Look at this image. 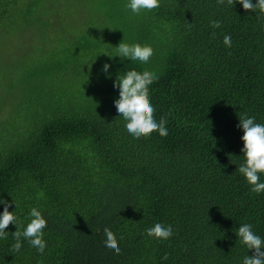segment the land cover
<instances>
[{"label":"trees","instance_id":"16d2710c","mask_svg":"<svg viewBox=\"0 0 264 264\" xmlns=\"http://www.w3.org/2000/svg\"><path fill=\"white\" fill-rule=\"evenodd\" d=\"M90 5L82 41L52 46L27 69L23 112L18 121L11 113L0 120V200L21 231L32 208L47 221L42 254L24 237L13 251L10 224L0 264H242L253 250L237 237L239 226L251 224L264 239V192H252L238 171L244 142L237 127L244 113L264 124V13L238 0H160L137 17L139 36L124 38L153 48L141 64L106 55L120 40L100 37V0ZM49 9L44 25L66 28L72 12L55 0H0V28H36ZM133 68L158 77L150 100L156 120H167L166 136L133 138L104 100L117 75ZM110 92L119 96L117 87ZM155 223L171 225L173 235H146ZM105 227L120 254L105 247Z\"/></svg>","mask_w":264,"mask_h":264},{"label":"clouds","instance_id":"9594fccd","mask_svg":"<svg viewBox=\"0 0 264 264\" xmlns=\"http://www.w3.org/2000/svg\"><path fill=\"white\" fill-rule=\"evenodd\" d=\"M237 0H227V4L233 6ZM246 11L259 10L264 13V0H238ZM225 0H217V4H224ZM133 13L139 15L142 11H152L160 7V0H128L125 5ZM213 28L221 26L220 21H211ZM191 28V23L188 24ZM214 35V34H213ZM223 43L231 47V36L225 35ZM104 54V53H103ZM154 54L153 48L148 44L125 43L121 42L116 46V53L108 55L109 58L119 56L121 59L128 58L129 61H139L141 64H147ZM109 64L105 63L102 71L108 73ZM156 73L143 70L137 71L135 68L126 71L124 75H117L113 86L119 89V98L114 100V105L118 116L123 117L127 132L135 139L142 137L147 138L153 132L160 136H166L168 129L167 120L155 118L156 109L151 103L149 86L157 80ZM237 127L242 128L243 135L240 139L244 142L241 152L243 153L244 162L239 166L238 171L251 186L250 190L254 193L264 192V182H261L260 176L264 174V124L257 123L254 116H248L247 113L239 117ZM4 204V210L0 213V238L7 239L6 229L10 224L18 225V217L13 211L8 210V202L0 200ZM30 222L21 231L19 227L12 233L15 243L11 246L13 251H19L22 247L21 237L28 240L32 247H35L41 254L46 248V241L43 239V230L47 226L46 219L42 216L37 208H32L29 213ZM106 239L104 245L111 249L115 254H120L118 240L115 234L108 228L103 229ZM240 242L246 249H252L251 256L245 255L242 264H264V239L253 231V226L249 223H243L235 231ZM146 235L158 240H168L173 235L171 225L155 223L152 227L145 229ZM165 254L163 259H167Z\"/></svg>","mask_w":264,"mask_h":264},{"label":"rangeland","instance_id":"374dc122","mask_svg":"<svg viewBox=\"0 0 264 264\" xmlns=\"http://www.w3.org/2000/svg\"><path fill=\"white\" fill-rule=\"evenodd\" d=\"M55 1L56 7L69 8L72 12V15L65 19L66 28H62L60 25L53 28L44 25L51 20L50 9V15L47 11L45 16H40L41 22L34 26L36 28H0V109L4 115V117H0V120L6 117V113L17 117L23 112L21 78L26 74L27 69L32 68L38 61H42L44 53L51 50L52 46L62 48L70 42L82 41V35L86 31V23L89 19L88 12L93 9L92 4L90 5L92 0ZM127 3L128 0H100L101 38L103 35L104 40L119 39L120 42L121 40L124 42V38L129 35L139 36L138 32L141 27L137 17L145 16L148 11H142L137 15L125 7ZM125 25L129 26L124 28ZM101 33L103 34L101 35ZM104 44L100 42V48L104 47ZM9 71H12L13 77L7 75ZM19 85L20 87H18ZM12 86L17 88L9 89ZM114 88L111 85L104 96V100L111 104H114V100L119 98L116 92H110ZM17 90L19 93L13 94ZM14 120L17 118L14 117ZM17 121L10 123L17 124Z\"/></svg>","mask_w":264,"mask_h":264}]
</instances>
